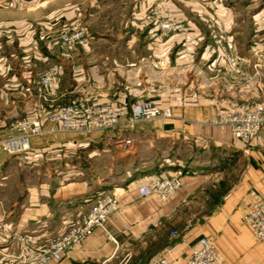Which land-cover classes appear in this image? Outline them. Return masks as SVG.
<instances>
[{
	"label": "crops",
	"instance_id": "1",
	"mask_svg": "<svg viewBox=\"0 0 264 264\" xmlns=\"http://www.w3.org/2000/svg\"><path fill=\"white\" fill-rule=\"evenodd\" d=\"M155 8L165 18L183 19L186 31L158 34ZM87 10L98 25L105 22L101 14L109 19L119 13L121 28L90 29L83 24ZM68 24L85 28L89 37L70 55L59 46ZM217 31L234 43L236 67L212 41ZM263 37L264 0L0 4V136L19 116L49 113L83 97L114 107L150 97L172 107L174 115L138 124L128 154L72 132L34 137L20 164L0 153V264H36L34 245L83 224L102 192L119 205L105 230H94L83 245L49 264H152L167 249L172 264H183L204 237L214 239L221 264H264V242L245 221L250 203L264 202V129L246 142L229 128L204 123L245 98L246 84L257 79L255 52L264 51ZM54 64L61 69L57 88L44 92L37 76ZM164 71L173 82L190 83L187 96L149 93V76ZM185 99L193 101L184 104ZM117 170L116 182L111 176ZM153 175H180L183 185L167 202L155 195L142 198L138 185ZM173 230L179 237L170 238Z\"/></svg>",
	"mask_w": 264,
	"mask_h": 264
},
{
	"label": "built area",
	"instance_id": "2",
	"mask_svg": "<svg viewBox=\"0 0 264 264\" xmlns=\"http://www.w3.org/2000/svg\"><path fill=\"white\" fill-rule=\"evenodd\" d=\"M13 0H0V4L11 5ZM163 12L157 8L152 10L155 19L157 33L161 36L180 34L186 31V23L183 19H170L162 16ZM88 33L84 28L65 29L59 36V46L67 53H72L78 48L84 47L88 42ZM212 40L231 65H237L234 55L233 42L222 33L212 35ZM61 69L58 65L51 67L40 76V83L44 89L51 92L57 88ZM54 131H73L78 133L98 132L104 134L105 143L113 150L128 154L134 150V142L123 130L118 133L115 130L124 119L129 124L127 130L132 132L138 121H146L154 118L170 120L174 118L170 107H159L151 102H139L129 112L125 109H117L109 103H89V99H78L68 106H63L50 116ZM128 120V121H127ZM208 125L220 129L229 128L233 136L241 141H250L264 129V103H243L236 106L230 112L220 113L212 117ZM14 136L8 140H0V152H6L8 157H17L30 151L31 138L43 134V123L38 118H23L12 127ZM104 143V144H105ZM180 175L167 177L152 176L138 186L141 197L157 195L160 200L167 201L182 187ZM250 211L245 217L247 225L253 230L259 242H264V202H252ZM119 209V205L113 199V195L102 192L96 197L95 206L87 215L83 224L73 225L61 237L54 239L38 254L37 264H48L50 261H61L65 254L83 245L94 230H105L107 219ZM186 226L184 231H189ZM27 240V239H25ZM200 247L191 248L183 264H221L218 261L219 252L214 239L201 238ZM171 250L152 264H172Z\"/></svg>",
	"mask_w": 264,
	"mask_h": 264
},
{
	"label": "rangeland",
	"instance_id": "3",
	"mask_svg": "<svg viewBox=\"0 0 264 264\" xmlns=\"http://www.w3.org/2000/svg\"><path fill=\"white\" fill-rule=\"evenodd\" d=\"M89 11L87 10L86 11V17L83 19V24H86L90 29H92V30H98V31H102V30H104L105 29V25H108V26H113V27H115L116 29H120L121 28V25H120V23L121 22H119L120 20H119V18H120V15H119V13H117V12H114L113 13V15L111 16V15H109V19H105V17H107L106 15L107 14H101V16L104 18L103 19V21H105V22H103V23H99V25L97 24V23H93V21H92V19L93 18H89ZM100 16V17H101ZM73 24H68L67 25V27H65V29H70V28H75V27H78V26H72ZM98 26V27H97ZM187 27V26H186ZM79 28V27H78ZM81 28V27H80ZM64 29V30H65ZM85 29V28H84ZM63 31V30H62ZM61 31V32H62ZM61 32H60V34H61ZM217 32H221V31H217ZM217 32H215V33H217ZM214 33V34H215ZM222 33H224V32H222ZM173 34H175V33H173ZM225 34V33H224ZM171 35V34H170ZM226 35V34H225ZM60 36V35H59ZM227 36V35H226ZM228 37V36H227ZM98 39V38H97ZM100 39V38H99ZM211 39H212V36H211ZM228 39H229V37H228ZM213 41V40H212ZM231 41V40H230ZM263 42H264V37H263ZM233 45H234V43H233ZM64 51V50H63ZM64 52H66V51H64ZM67 53V52H66ZM73 53V52H72ZM72 53H68L69 55L70 54H72ZM264 53V51H256L255 52V54H256V56L258 55V61H257V63H256V70H257V73H256V77H257V79H255V81H253L252 83H249V84H246V86H248V92L247 93H243L244 94V96H245V98H243V99H241L240 100V102L238 103L239 105L240 104H243V103H250V104H254V105H256V104H260V103H263L264 102V81H262V80H260V78H259V76H258V74H263V71L261 72V70H262V68L264 67V55L262 56V54ZM224 58H225V56H223ZM226 59V58H225ZM227 61V60H226ZM228 62V61H227ZM229 63V62H228ZM230 64V63H229ZM55 65H58V64H54V65H52L51 67H53V66H55ZM231 65V64H230ZM59 66V65H58ZM234 66V65H233ZM50 67V68H51ZM60 67V66H59ZM235 67H236V65H235ZM49 68V69H50ZM49 69H47V70H45V71H43V72H41L38 76H37V79H38V81H39V84H40V86L43 88V86L41 85V83H40V76L43 74V73H45L46 71H48ZM171 75H169L168 73H166L165 71L164 72H162L161 74H157L156 75V77L154 78V77H151V76H149V78H150V80L148 79V81L145 83V85L147 86V88L148 89H150L149 91V93L151 94H155L156 92L158 93V92H166L168 95L169 94H183V95H185V96H187V90H189V86H190V83L189 82H185V83H177V82H173L172 81V78L173 77H170ZM158 79V80H157ZM251 82V81H250ZM230 84H228V83H226V87H228ZM162 89V90H161ZM157 90V91H156ZM43 91L44 92H46V89H44L43 88ZM175 92V93H174ZM165 93V94H166ZM189 93V92H188ZM161 94V93H160ZM78 99H82V100H84V99H89V103H91L92 101H91V99L90 98H86V97H83V98H77L76 100H78ZM76 100H74V101H72V102H70L69 104H65V105H62V106H59L57 109H55V111L56 110H58V109H60L61 107H63V106H68V105H70V104H72L73 102H75ZM151 102V103H153L154 105H157V106H159V107H168V106H162V105H160V104H158L154 99H152V98H150V97H148V98H145V99H143V100H137V102H135L134 104H132L131 106H129V107H116L117 109H125V110H128L129 112L134 108V106L137 104V103H139V102ZM184 102V104H185V102H189V101H193V100H188V99H185V100H183ZM93 103V102H92ZM99 104V103H98ZM172 110H173V108L172 107H170ZM55 111H52V112H49V113H44V112H41V113H39V114H37V116L35 115V118H38L39 120H41L42 121V123H43V134H41V135H38V136H34V137H44V136H46L47 134H55V133H61V132H72V133H76V134H83L84 136H86L87 137V139H90V138H92V139H98V140H101V143H105V137H104V134H102V133H98V132H91V133H78V132H73V131H54V132H51L50 130L53 128V124H52V122H50V115L52 114V113H54ZM34 116H28V115H24V116H19L18 117V119L12 124V126H11V128H10V131L7 133V134H2L1 136H0V140H8L9 138H10V136L11 137H13L14 136V133H13V129H12V127H13V125L14 124H16L18 121H20V120H22L23 118H33ZM214 117V116H213ZM211 119V118H210ZM209 119V120H210ZM158 120H161V121H169V120H164V119H161V118H154V119H151V120H146V121H138V122H136V124H135V128H134V130L132 131V132H130V131H125V130H127V126L129 125L127 122H126V120H122L120 123L121 124H119L117 127H116V129L115 130H110V132H113V133H118V132H121L122 130H123V134H128V137H131L132 139H133V141H134V138H133V132H135V130H136V128H137V126H138V124H140V123H150V122H154V121H158ZM170 120H172V119H170ZM209 120H206L205 122H208ZM128 121V120H127ZM204 122V123H205ZM206 124V123H205ZM208 125V124H207ZM211 126V125H210ZM214 127H216V126H214ZM99 135V137L97 138V136ZM34 137H32L31 138V141H32V139L34 138ZM31 145V144H30ZM105 145H106V143H105ZM107 146V145H106ZM108 147V146H107ZM30 148H31V146H30ZM110 148V147H109ZM134 148H135V145H134ZM110 149H112V148H110ZM113 150V149H112ZM114 152H116L118 155L119 154H122V153H119V152H117V151H115V150H113ZM134 151V150H133ZM132 151V152H133ZM1 154H4L5 156H7V154H6V152H0ZM27 154L28 153H25V154H23V155H20V156H17V157H15L16 159H17V164H20V160H22L24 157H26L27 156ZM83 154H85V153H83ZM171 154V157H172V153H170ZM166 156V158H168L169 157V155H165ZM8 157V156H7ZM11 158H13V157H11ZM19 159V160H18ZM87 159V161L89 162V161H91L92 163V165H95V161H93V160H91V159H89V158H86ZM115 159H117V158H115ZM170 159V158H169ZM23 160H25V159H23ZM85 162V163H83V164H86L87 166H88V162ZM22 162V161H21ZM100 164H98L97 163V166H99ZM84 167V166H83ZM86 168V167H85ZM120 174V170H117V172L115 171L114 172V174L111 176V179H113L114 181H119L120 179H121V175H119ZM153 176H157V175H153ZM139 186V185H138ZM177 193V192H176ZM16 196V195H15ZM155 196H157V195H155ZM158 197V196H157ZM143 198V197H142ZM145 198V197H144ZM173 198V197H172ZM113 199L116 201V199H115V197L113 196ZM171 199V198H170ZM170 199H168V200H170ZM167 200V201H168ZM166 201V202H167ZM117 202V201H116ZM162 202H164V201H162ZM117 204H118V202H117ZM95 206V205H94ZM93 206V207H94ZM93 209V208H92ZM91 209V210H92ZM90 210V211H91ZM193 212H195V209H193ZM90 213V212H89ZM88 213V214H89ZM197 213L195 212V214L194 215H196ZM191 221H193V219L191 220ZM73 225H78V224H72V225H69V227L62 233V234H60L59 236H57V237H55V238H53L52 240H51V242L54 240V239H56V238H58V237H61L62 235H64V233L66 232V231H68V229L71 227V226H73ZM103 230V229H102ZM185 230V229H184ZM185 232H188V231H185ZM179 232L177 231V230H173L171 233H170V238L171 239H175V238H177V237H179ZM50 242V243H51ZM50 243H48V244H46V245H43V246H41V247H38L37 245H34V247H33V250H34V253H35V256H36V264L38 263V254L41 252V250L45 247V246H48ZM31 246V244H29V246H27V248H29ZM74 250V249H73ZM72 251V250H71ZM70 251V252H71ZM68 254V253H67ZM66 255V254H65ZM51 262H58V261H50L49 263H51ZM48 263V264H49Z\"/></svg>",
	"mask_w": 264,
	"mask_h": 264
},
{
	"label": "bare ground",
	"instance_id": "4",
	"mask_svg": "<svg viewBox=\"0 0 264 264\" xmlns=\"http://www.w3.org/2000/svg\"><path fill=\"white\" fill-rule=\"evenodd\" d=\"M131 139H132V138H131ZM132 140H133V139H132ZM133 142H134V141H133ZM134 145H135V142H134ZM175 195H176V193H175ZM175 195H174V196H175ZM174 196H173V197H174ZM158 198H159V197H158ZM159 199H160V198H159ZM161 201H162V200H161ZM164 202H166V201H164Z\"/></svg>",
	"mask_w": 264,
	"mask_h": 264
}]
</instances>
